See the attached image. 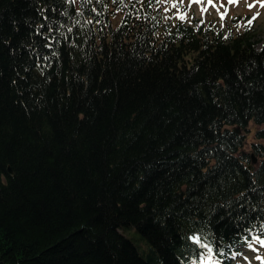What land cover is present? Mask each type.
<instances>
[{
	"label": "trees",
	"instance_id": "1",
	"mask_svg": "<svg viewBox=\"0 0 264 264\" xmlns=\"http://www.w3.org/2000/svg\"><path fill=\"white\" fill-rule=\"evenodd\" d=\"M159 2L0 0V264H230L264 241V31Z\"/></svg>",
	"mask_w": 264,
	"mask_h": 264
},
{
	"label": "rangeland",
	"instance_id": "2",
	"mask_svg": "<svg viewBox=\"0 0 264 264\" xmlns=\"http://www.w3.org/2000/svg\"><path fill=\"white\" fill-rule=\"evenodd\" d=\"M159 3L158 7L162 17L167 23L172 22L174 25L178 22L189 25L212 23L219 26L224 33L233 31L237 34L242 33L244 25L252 20L251 28L258 35L257 40L262 41L264 7L260 5L264 3V0H238V4L229 2V0H160ZM249 5L255 6L250 10ZM221 16L224 18L221 19ZM253 17L257 18L253 20ZM262 45L263 43L259 42L257 48H262ZM128 237L136 240L133 236ZM136 237H138V234H136ZM238 260L241 261L236 263ZM233 263L264 264V242L243 248L240 256L230 262V264Z\"/></svg>",
	"mask_w": 264,
	"mask_h": 264
},
{
	"label": "snow or ice",
	"instance_id": "3",
	"mask_svg": "<svg viewBox=\"0 0 264 264\" xmlns=\"http://www.w3.org/2000/svg\"><path fill=\"white\" fill-rule=\"evenodd\" d=\"M229 2H235V3H237L238 4V0H229ZM255 5H249L248 7H249V9L251 10V8L252 7H254ZM261 7H264V3H262L261 5H260ZM257 16H258V14H257ZM224 17L223 16H221V19H223ZM257 17H253V20L254 19H256ZM252 25V20H249L248 21V26L250 27Z\"/></svg>",
	"mask_w": 264,
	"mask_h": 264
},
{
	"label": "water",
	"instance_id": "4",
	"mask_svg": "<svg viewBox=\"0 0 264 264\" xmlns=\"http://www.w3.org/2000/svg\"><path fill=\"white\" fill-rule=\"evenodd\" d=\"M237 132L238 133H240V130L239 129H237ZM254 164H256L257 163V160L256 159H254V162H253ZM9 172H10V174H12V171H11V169L9 170Z\"/></svg>",
	"mask_w": 264,
	"mask_h": 264
}]
</instances>
